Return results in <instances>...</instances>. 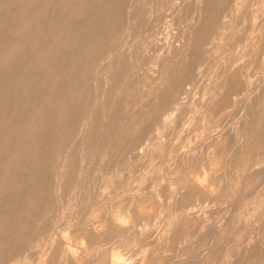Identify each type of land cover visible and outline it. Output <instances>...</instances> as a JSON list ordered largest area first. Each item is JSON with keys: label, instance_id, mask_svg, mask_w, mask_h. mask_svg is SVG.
Segmentation results:
<instances>
[{"label": "rangeland", "instance_id": "obj_1", "mask_svg": "<svg viewBox=\"0 0 264 264\" xmlns=\"http://www.w3.org/2000/svg\"><path fill=\"white\" fill-rule=\"evenodd\" d=\"M0 185V264H264V0H0Z\"/></svg>", "mask_w": 264, "mask_h": 264}, {"label": "bare ground", "instance_id": "obj_2", "mask_svg": "<svg viewBox=\"0 0 264 264\" xmlns=\"http://www.w3.org/2000/svg\"><path fill=\"white\" fill-rule=\"evenodd\" d=\"M39 3V2H38ZM140 3H141V1H140ZM142 4V3H141ZM130 30V29H129ZM47 35V34H46ZM19 37V36H18ZM108 37H109V35H108ZM112 38V37H111ZM61 39H58V41H60ZM119 40V39H118ZM86 71V70H85ZM84 72V71H83ZM94 92V91H93ZM98 93V92H97ZM98 95V94H97ZM105 98H107V97H105ZM82 105V104H81ZM80 105V106H81ZM93 107V106H92ZM86 130V129H85ZM1 186V185H0ZM43 210V209H42ZM27 211V210H26ZM38 212V211H37ZM32 213V212H31ZM78 220V219H77ZM53 233V232H52ZM63 260V259H62ZM122 261V260H121Z\"/></svg>", "mask_w": 264, "mask_h": 264}]
</instances>
